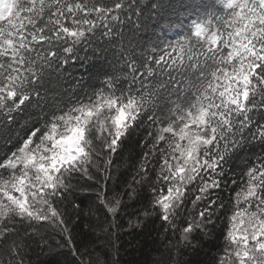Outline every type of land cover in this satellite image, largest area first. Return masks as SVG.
<instances>
[{
  "label": "snow or ice",
  "instance_id": "6c2138e0",
  "mask_svg": "<svg viewBox=\"0 0 264 264\" xmlns=\"http://www.w3.org/2000/svg\"><path fill=\"white\" fill-rule=\"evenodd\" d=\"M147 12L138 0H0V135L23 132L0 152V244L13 260L20 229L31 238L47 225L68 249L55 264H77L62 205L81 184L105 216L147 187L138 213L179 242L222 221L215 264H264V156L239 165V184L230 166L249 137L264 143V0H150ZM117 45L120 75L88 62V51ZM70 62L89 84L104 77L101 86L73 77L57 93L52 77L67 84ZM134 133L143 134L136 172L109 196L112 157Z\"/></svg>",
  "mask_w": 264,
  "mask_h": 264
},
{
  "label": "trees",
  "instance_id": "16d2710c",
  "mask_svg": "<svg viewBox=\"0 0 264 264\" xmlns=\"http://www.w3.org/2000/svg\"><path fill=\"white\" fill-rule=\"evenodd\" d=\"M195 2L199 3L200 0H195ZM149 4L150 0H138L139 7L145 8V15L148 14L147 6ZM135 19L136 17L132 16V20L135 21ZM175 22L178 26L176 30L179 31L180 21L176 20ZM124 32L134 46L135 40L132 39V33L127 28L124 29ZM142 35H144L143 31L137 32L136 38L138 39ZM100 43L108 47L103 40ZM80 55L83 56L84 53ZM87 55L89 63L95 64L109 73L115 71L117 75H120L123 62H118L119 45H117L115 53L111 50L101 53L97 49L95 56L91 51H88ZM78 69V62H70L66 66L65 73L68 83H64L63 80L57 81L53 76L50 87L57 93L62 92L64 88L72 85L73 77L80 78L81 76L84 77L88 87L101 86L104 77H101L99 81L94 79L89 84L87 77ZM17 120L21 124L23 123L22 116H18ZM13 129L11 140L8 139L7 134L0 135V152L9 149L15 150L16 133L23 136L19 125H14ZM142 140V133H134L119 146L117 153L113 155L115 163L111 170L113 180L108 184L109 196L113 192L123 193L125 185L132 180L142 154L143 145L138 143ZM261 156H264V143L258 138L249 137L241 153V158L230 162L235 173L232 178L239 184V165H242L245 160L256 161ZM73 183L76 182L73 181ZM233 189L234 185L229 183L220 192L225 201L234 196ZM137 191L141 192V189L138 187ZM147 194L148 189L144 187L137 200L123 197L124 207L119 210V214L105 216L103 210H96L99 201L92 189L82 188L81 184H76L73 194L69 195L62 207L66 210L64 216L66 227L73 235L79 249L76 255L77 264H215L214 258L219 259L224 254L225 242L220 234L222 221H218L215 228L208 227L193 233V236L190 237V244L181 243L178 241L179 233H174L167 224L162 226L161 220L156 219L154 215L145 219L142 212L138 213L137 210L149 199ZM81 199H83V204H81ZM75 205H80V207L77 208ZM89 205L92 208L90 212ZM188 207L191 209V204ZM187 218V216L183 217V219ZM138 219L139 223H137ZM109 223L113 227L110 234L106 235L103 229L108 228ZM176 224L177 228L184 227L179 219ZM28 231L31 232L30 229ZM16 239L20 243V254L13 260V256L6 251V246L0 244V264H19L21 261L22 264H55L58 255L68 251L63 246L61 234L53 231L47 225L43 226L39 233L32 235L31 238L25 235L24 229H20V235Z\"/></svg>",
  "mask_w": 264,
  "mask_h": 264
}]
</instances>
